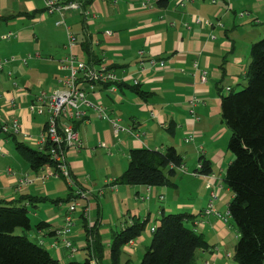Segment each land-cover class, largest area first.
Wrapping results in <instances>:
<instances>
[{
  "label": "crops",
  "instance_id": "crops-1",
  "mask_svg": "<svg viewBox=\"0 0 264 264\" xmlns=\"http://www.w3.org/2000/svg\"><path fill=\"white\" fill-rule=\"evenodd\" d=\"M89 10L92 16L81 10L65 14L78 35L74 51L87 59L83 42L96 35L98 58L107 60L125 84L117 92L105 88L98 96L88 95L91 104L84 106L85 117L75 122L82 146L67 153L74 185L86 192L80 200L91 207V221L99 223L104 262L109 260L112 232L131 224L134 216H149L152 223L163 212L187 211L195 215L193 224L204 221L199 229L210 244L198 249L195 264H236L232 260L238 242L236 227L204 210L216 192L218 197L212 202L225 215L232 198L224 184L233 154L228 145L231 130L222 116V96L228 88L246 82L251 45L264 32L260 27L264 0H169L164 6L159 0H93ZM197 17L211 24L198 22ZM59 18L58 13H46L43 0H0V36L12 33L0 38V57H17L0 71V126L17 117L21 131L16 135L35 147L40 146L46 117L31 105L39 91L62 88L58 62L69 53L67 32L55 23ZM36 52L38 56L22 63L21 58ZM153 58L166 60V67L154 64ZM203 72L205 80L201 79ZM137 75L140 86L150 92L147 100L129 87ZM192 96L199 98L193 112L188 106ZM99 102L126 129L116 134L112 124L99 117L95 108ZM170 124H175L174 133L168 130ZM0 145V199L12 200L24 193L60 199L72 191L63 176L43 177L50 167L31 169L14 141L2 133ZM169 145L184 156L173 178L175 185L149 187L116 181L128 166L131 148L165 149ZM201 156L212 162L211 174L198 171ZM20 178H28V183L21 185ZM64 205V200L28 203L33 224L41 220L51 224L49 229H33L30 236L68 264L80 260L83 252L87 256V240L79 206L72 213L75 224L70 235L79 250L73 254L55 244L58 234L50 231L65 225L70 205ZM146 230L134 240L133 248L125 245V258L137 254L142 258L141 250L152 240V231Z\"/></svg>",
  "mask_w": 264,
  "mask_h": 264
},
{
  "label": "trees",
  "instance_id": "trees-1",
  "mask_svg": "<svg viewBox=\"0 0 264 264\" xmlns=\"http://www.w3.org/2000/svg\"><path fill=\"white\" fill-rule=\"evenodd\" d=\"M68 1L72 0H64ZM168 1L159 0V4L164 6ZM92 2L83 0L82 9L74 11H88ZM94 36L83 42L87 60L93 65L101 61L96 49L92 48L91 38ZM250 52L252 58L246 71L247 85L245 82L236 89L228 88V93L222 96V116L231 130L229 150L233 154L224 176V184L232 191L225 215L229 213L227 221L232 220L238 231L234 252L236 264H264V37L252 43ZM29 54V59L39 55L37 52ZM62 72L64 76L65 71ZM123 82L117 84L118 90L125 85ZM129 87L145 100L148 99L150 92L139 83L130 84ZM168 130L174 133L175 124H170ZM0 133L14 141L16 151L31 169L56 168L50 153L51 141L40 148L20 139L14 132L4 133L0 130ZM183 164V153L173 145L165 149L131 148L128 166L116 181L149 187L175 185L173 178ZM198 171L211 174L212 162L201 156ZM77 188L81 187L71 185L72 191L65 201L71 203L77 197ZM48 200L56 201L27 193L19 194L12 200L0 199V264H62L44 242L30 236L33 229H49L51 224L45 220L33 224L28 203L38 205ZM62 200L64 198L58 201ZM81 212L85 218L87 256L84 260H73L68 264H133L131 258L124 257L125 245L150 228L151 218L134 216L132 223L124 229L114 230L109 260L104 262L105 243L99 232V223L96 221L91 225L82 208ZM195 221V215L187 211L163 212L155 221L156 229L152 231V240L143 252L141 264H195L198 249L210 246L199 226L193 224ZM20 229L22 232H19ZM58 231L50 233L58 234Z\"/></svg>",
  "mask_w": 264,
  "mask_h": 264
},
{
  "label": "built area",
  "instance_id": "built-area-1",
  "mask_svg": "<svg viewBox=\"0 0 264 264\" xmlns=\"http://www.w3.org/2000/svg\"><path fill=\"white\" fill-rule=\"evenodd\" d=\"M45 11L48 14L59 13L61 17L56 20L57 26H62L67 31V43L65 47L68 48L69 53L60 59L59 68L65 71L64 76L61 79L62 88H51L49 90H41L35 97L34 102L31 105L32 110L37 114L46 117V126L42 132L39 140L40 148L44 147L48 141H51L50 153L51 157L56 162V168L50 167L47 175L63 176L67 179L70 185H74L75 181L72 175V170L67 160V153L70 148L78 150L82 146V141L78 130L75 128V121L82 120L85 117L86 111L84 106L90 105L91 102L88 99L89 94L98 96L103 89H109L113 92L118 91L117 84L123 80L118 77L115 70L111 67V64L102 59L98 64H90L88 60L74 51L75 46L78 44L77 35L72 30L70 24L65 20V14L68 11L74 9H82L83 0H72L64 2V0H43ZM183 0H180L182 2ZM215 1V0H213ZM85 14L92 16L93 13L83 11ZM197 21L201 23L211 24L209 20L202 17H197ZM12 33H8L2 36V38H9ZM92 48L95 50L100 44L99 38L95 35L91 38ZM140 54L144 53V50L139 51ZM31 57L21 58L23 64L28 63V59ZM16 56L0 57V71H2L6 64L16 60ZM154 64L159 63V66L166 67V60L155 58L151 59ZM8 75H12V71H8ZM202 80L206 79V72H203L201 76ZM140 82L138 75L134 78V83ZM17 85L16 82H14ZM199 101V98L192 96L188 101L190 111H194L195 104ZM99 117L107 119L113 127L116 134H119L121 130L126 129L116 119L112 118L107 112L106 108L99 102L96 107ZM0 130L4 133L14 132L19 133L21 131V122L17 117L10 118L7 122L0 126ZM188 137L186 140H190ZM3 150L0 145V152ZM10 174H15L11 168H8ZM196 174V172H194ZM28 178H20L18 182L20 184H27ZM77 197L74 198L69 206V211L65 216V225L58 231L60 236L55 244H59L70 249L71 253L75 254L79 250L78 246L74 245L70 239L73 225L75 224V218L73 212L77 210L79 206L83 209L85 217L90 220V224H94L91 221L92 210L89 204L81 202V197H86V192L81 188L75 190ZM143 197V196H142ZM218 197L216 192L213 193V200ZM143 198H146L145 196ZM213 200L205 209V214H216L223 218L225 221L228 219V214L223 215L214 207ZM199 227L203 226L204 221L198 220L196 222ZM156 224L151 223L150 230L154 231ZM135 239L130 240L127 244L128 248L135 246Z\"/></svg>",
  "mask_w": 264,
  "mask_h": 264
},
{
  "label": "rangeland",
  "instance_id": "rangeland-1",
  "mask_svg": "<svg viewBox=\"0 0 264 264\" xmlns=\"http://www.w3.org/2000/svg\"><path fill=\"white\" fill-rule=\"evenodd\" d=\"M261 28H263L264 29V21H263V24L260 26ZM264 37V32H263V34L260 36V38H263ZM260 38H258V39H260ZM245 85H247V81H246V83H245ZM237 87H240V86H237ZM228 145H229V142H228ZM231 152V151H230ZM226 186V185H225ZM226 188H227V186H226ZM66 197L67 196H65V197H62V198H64V206H69L70 205V203L69 202H67V201H65V199H66ZM54 200H56V202L59 200V198H57V199H54ZM52 203V202H51ZM81 211V210H80ZM219 212V211H218ZM221 213V212H220ZM222 214V213H221ZM224 215V214H223ZM155 219V218H154ZM154 219H152V221L154 222V221H156V220H154ZM231 222H232V220H231ZM19 232H22V230L20 229L19 230ZM146 232H147V230H146ZM149 233V232H148ZM151 234V233H150ZM143 251H144V248L141 250V252L143 253ZM232 251H233V261L234 262H236V260H235V258H234V252H235V248H234V246H233V249H232ZM51 253L53 254V255H55V253H54V251H51ZM140 254H137V255H134L133 257H132V261H133V264H141V256H139ZM84 257H85V252H83V254L82 255H80V257H79V259L80 260H83L84 259Z\"/></svg>",
  "mask_w": 264,
  "mask_h": 264
}]
</instances>
